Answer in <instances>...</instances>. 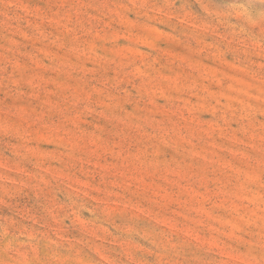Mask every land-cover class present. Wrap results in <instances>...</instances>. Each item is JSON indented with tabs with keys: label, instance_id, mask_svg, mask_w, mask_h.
<instances>
[{
	"label": "rangeland",
	"instance_id": "1",
	"mask_svg": "<svg viewBox=\"0 0 264 264\" xmlns=\"http://www.w3.org/2000/svg\"><path fill=\"white\" fill-rule=\"evenodd\" d=\"M0 264H264V0H0Z\"/></svg>",
	"mask_w": 264,
	"mask_h": 264
}]
</instances>
